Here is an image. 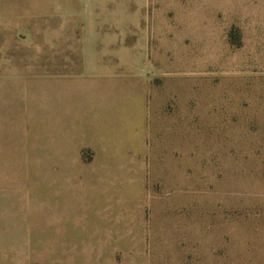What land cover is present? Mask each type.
<instances>
[{
  "label": "rangeland",
  "instance_id": "374dc122",
  "mask_svg": "<svg viewBox=\"0 0 264 264\" xmlns=\"http://www.w3.org/2000/svg\"><path fill=\"white\" fill-rule=\"evenodd\" d=\"M80 1L0 11V264H264V0ZM99 87L107 172L58 150Z\"/></svg>",
  "mask_w": 264,
  "mask_h": 264
},
{
  "label": "crops",
  "instance_id": "0c3cea01",
  "mask_svg": "<svg viewBox=\"0 0 264 264\" xmlns=\"http://www.w3.org/2000/svg\"><path fill=\"white\" fill-rule=\"evenodd\" d=\"M34 2V0H0V11H77L79 8H66L63 6L81 4L80 0H43L41 5L46 6L44 8L35 9L25 6L34 5ZM109 3H111V0H94L93 5H95V7L91 10H107V8L97 6L108 5ZM109 89L110 88L99 87L98 93L100 98L97 101L89 100L86 102H80L77 97L68 100L69 103L74 106V110H72L73 113L69 111L68 116L66 114L67 112H65V117L74 118L75 121H73V124L76 126V129L73 134L70 132L65 134L60 127V135L58 137V150L60 153L67 155L68 166H72L73 164L78 165L80 163L88 165L99 164L105 168L104 172H107L114 169L111 167V164L114 166V163H118V161H114L113 157L122 156L126 153L129 154V151H123L126 143L124 139L125 129L122 126L123 121L118 120V118L123 115L117 116L114 114V107L117 106L116 111L120 113V104L123 99H128L130 92L128 88L125 89L124 87H118V92H115V95H111L112 92H110L111 89ZM120 97L121 101L119 100ZM78 108L86 110L81 114L82 117L84 116L86 118L85 123H80L81 117L79 116ZM108 112L110 115H108ZM65 120L67 119L65 118ZM125 122L128 124V121ZM137 124L139 126L140 123L138 122ZM141 128H143L142 124ZM46 146L49 148V144H46L45 147ZM88 149L90 155H93L94 158L91 161H83L81 155L84 150L87 151ZM137 149L139 150L140 148L138 147ZM142 150L144 149L142 148ZM135 151L137 150H134L133 152L135 153ZM71 156L74 158H69ZM96 156H99L100 159L97 160ZM99 161H101V163ZM119 164L122 165L121 161H119ZM116 233L114 231L113 234L115 235ZM71 246H76V243H71ZM71 246L64 247V251L76 250L75 247Z\"/></svg>",
  "mask_w": 264,
  "mask_h": 264
}]
</instances>
